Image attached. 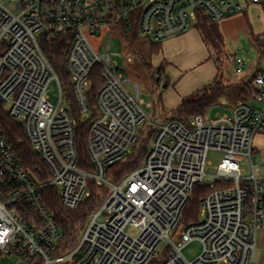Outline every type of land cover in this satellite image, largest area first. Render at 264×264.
I'll list each match as a JSON object with an SVG mask.
<instances>
[{
  "label": "built area",
  "instance_id": "2783aa9c",
  "mask_svg": "<svg viewBox=\"0 0 264 264\" xmlns=\"http://www.w3.org/2000/svg\"><path fill=\"white\" fill-rule=\"evenodd\" d=\"M249 5L264 10V0H0V102L46 169L36 174L26 167L0 129V258L15 256L18 264H256L264 179L252 159L255 139L264 134V58L258 53V64L248 67V58L234 57L237 74L255 75L254 95L230 114L163 121L150 118L152 103L145 104L142 88L92 43L121 31L162 45L196 28L199 12L221 22ZM54 43L63 47L77 108L90 123L83 164L77 121L45 53ZM146 127L153 137L144 163L120 182L110 181V167L132 153ZM210 152L222 154L214 175L208 173ZM246 160L251 174L242 168ZM91 182L108 188V196L80 228L76 246L62 252L48 189L75 211L90 197ZM199 185L210 191L197 219L186 223ZM192 244H200L201 253L189 261L184 251Z\"/></svg>",
  "mask_w": 264,
  "mask_h": 264
},
{
  "label": "rangeland",
  "instance_id": "374dc122",
  "mask_svg": "<svg viewBox=\"0 0 264 264\" xmlns=\"http://www.w3.org/2000/svg\"><path fill=\"white\" fill-rule=\"evenodd\" d=\"M257 11H253L252 16L256 19L253 24V30L257 33L264 32L263 19L258 20ZM261 16L263 15L262 10L260 11ZM221 33L226 43V51H215L207 46L210 53V58L217 67V77L215 78L216 84H221L227 87V93L225 97L213 108H211L206 114L207 117L214 119L216 116L230 114V109L234 108L239 101H237V95L245 86H250L253 89V83L255 75L250 72L239 75L235 71L233 58L237 55L248 58L250 63L248 67H254L260 61L258 53L253 49L250 41L249 28L246 23V19L241 14H236L226 18L219 23ZM193 29H196L195 27ZM112 32L104 33L97 39H92V43L95 48L102 52L110 55L118 64L125 68L126 72L133 85H139L142 88L141 98L145 104L152 103V108L147 109L150 118L156 116L163 121H168L172 118L173 108L176 107V102L182 99V83L187 79L190 74H195L194 79H197V75L201 74L203 80H207L206 74L200 72L198 68H187L176 67L175 71L166 69L160 71L159 61L161 57L158 55H152L151 44L148 41L142 40L136 36L135 40L128 41L126 35H123L121 31L118 34ZM185 51V48H184ZM162 56V55H161ZM131 59V62L128 61ZM146 64H151L147 66ZM261 64L264 67V60H261ZM164 66V63L162 64ZM165 67V66H164ZM247 68V67H246ZM182 80L177 83L175 78L177 74ZM160 75L163 77V81H160ZM176 85L174 86V84ZM168 84V88H164V85ZM213 84V83H212ZM133 93V90H131ZM50 96L53 103L58 102V90L55 84L50 87ZM202 93L200 91L190 93L183 97V101H197L201 98ZM243 101H248L243 100ZM264 138V134H260L255 139V150L253 151V164L256 166V173L260 179H264V146L261 141ZM222 154L219 152H210L209 162L212 167L208 168V173L214 175L216 167ZM242 168L246 169L248 174H251L250 162L248 160L242 162ZM213 180L208 179L205 184L208 186L213 185ZM264 223V221H263ZM262 223L261 238L264 239V224ZM181 231V230H179ZM261 242V241H260ZM262 249V243L260 247ZM201 253L200 244H192L184 251L185 257L189 261H194ZM258 261L260 257H257ZM19 258L15 256H8L3 259L0 258V264H18ZM263 262V261H262Z\"/></svg>",
  "mask_w": 264,
  "mask_h": 264
},
{
  "label": "trees",
  "instance_id": "16d2710c",
  "mask_svg": "<svg viewBox=\"0 0 264 264\" xmlns=\"http://www.w3.org/2000/svg\"><path fill=\"white\" fill-rule=\"evenodd\" d=\"M241 15L246 17V11L241 13ZM219 23L220 22H214L208 15L199 12L196 29L199 31L206 46L215 51H223L227 53L226 43L221 33ZM249 33L254 49L260 54V58L263 59L264 40H261L260 35H255L251 28L249 29ZM126 37L128 41H132L136 39V34ZM150 44L152 55L161 54V44H155L152 42ZM45 53L61 80L64 95L70 103L71 113L77 121L78 147L83 164L89 160L86 139L90 123L80 114L77 108L76 101L70 87L68 73L64 67L65 58L63 55V47L58 43H54L45 49ZM146 65L150 66L151 64ZM159 68L160 71H164L165 69L164 66ZM165 86L168 87L169 85L166 84ZM227 90V87L221 84H216V82L208 85L200 91L202 96L199 100L190 102L184 101L180 107L173 110L172 118L180 121H187L196 116L206 115L211 108L217 105L225 97ZM96 94V90L89 94V100L92 106L96 104ZM253 95L254 90L250 88V86H245L237 95V101L240 102L250 99ZM0 129L8 143L20 155L26 167L36 174L40 173V170L46 171L44 165L40 161V158L32 151L30 142L24 133L22 125L8 115L1 102ZM152 137L153 131L146 127L145 130L141 132L137 143L133 147L132 153L124 160L110 167L107 175L108 179L114 183H118L126 175L139 169L144 163L146 155L149 151ZM89 189L91 192L90 197L75 211L64 209L61 205L56 189H48L46 202L54 214L55 220L59 224L63 233V240L61 241L62 252L70 250L76 246L80 235V228L84 226L90 214L94 212L108 196V188L106 187H98L91 182L89 184ZM209 191V188L205 185H199L194 189L189 206L184 213V220L186 223L197 219L200 213V201L209 193Z\"/></svg>",
  "mask_w": 264,
  "mask_h": 264
},
{
  "label": "crops",
  "instance_id": "0c3cea01",
  "mask_svg": "<svg viewBox=\"0 0 264 264\" xmlns=\"http://www.w3.org/2000/svg\"><path fill=\"white\" fill-rule=\"evenodd\" d=\"M262 10L263 15L261 16L260 11ZM246 11V23L248 28L252 29L255 35H261L264 32L257 33L253 29V24L256 22V19L252 16L253 11H257V18L258 20L263 19L264 22V10L262 5H249L245 9ZM251 41V39H250ZM252 44V41H251ZM253 47V44H252ZM185 48V51H184ZM254 49V47H253ZM255 50V49H254ZM162 55V56H161ZM161 57L159 61V67L162 66L164 63V68L171 69V71H175L176 67H181L183 69H187L193 67L198 68L200 72H204L206 74L207 80H203L202 75L199 74L194 79L195 74H190L187 79L182 83V99L176 102V107L173 109H177L182 105L183 97L190 93L198 92L207 87L208 85L214 83L215 78L217 77V67L213 63L210 58L209 50L207 49L206 44L204 43L199 31L197 29H191L188 33L173 38L165 43L162 44V52L159 55ZM234 59V58H233ZM164 69V70H165ZM177 74V73H176ZM252 74V73H251ZM183 77L177 74L175 81L179 83ZM176 83L174 84V86ZM165 87V85H164ZM169 87V86H168ZM166 86V88H168ZM262 146H264V138L261 141ZM264 224V223H263ZM262 229V228H261ZM260 229V230H261ZM261 232L258 233V250L256 254L255 262L256 264H264V239L260 236ZM261 241V242H260ZM260 243H262V249L260 248ZM260 257L258 261L257 257ZM263 261V262H262Z\"/></svg>",
  "mask_w": 264,
  "mask_h": 264
},
{
  "label": "water",
  "instance_id": "95a60500",
  "mask_svg": "<svg viewBox=\"0 0 264 264\" xmlns=\"http://www.w3.org/2000/svg\"><path fill=\"white\" fill-rule=\"evenodd\" d=\"M164 88H166V86Z\"/></svg>",
  "mask_w": 264,
  "mask_h": 264
}]
</instances>
